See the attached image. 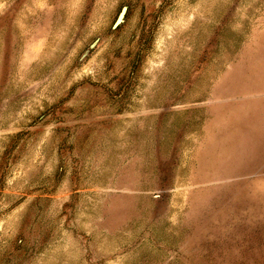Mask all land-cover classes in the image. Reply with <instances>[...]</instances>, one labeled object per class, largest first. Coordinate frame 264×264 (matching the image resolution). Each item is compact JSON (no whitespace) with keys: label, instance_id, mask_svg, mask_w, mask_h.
Here are the masks:
<instances>
[{"label":"rangeland","instance_id":"374dc122","mask_svg":"<svg viewBox=\"0 0 264 264\" xmlns=\"http://www.w3.org/2000/svg\"><path fill=\"white\" fill-rule=\"evenodd\" d=\"M0 264H264V0H0Z\"/></svg>","mask_w":264,"mask_h":264}]
</instances>
